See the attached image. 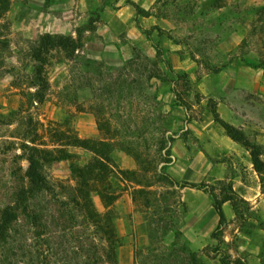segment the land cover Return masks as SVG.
I'll return each instance as SVG.
<instances>
[{
	"label": "rangeland",
	"instance_id": "obj_1",
	"mask_svg": "<svg viewBox=\"0 0 264 264\" xmlns=\"http://www.w3.org/2000/svg\"><path fill=\"white\" fill-rule=\"evenodd\" d=\"M262 1L227 0L228 9L215 10L205 8L206 0H89V6L82 0H12L0 23V210L28 183L19 149L26 137L72 155L45 171L55 182L75 184L71 165L86 166L94 153L60 140L64 132L103 141L114 169L130 174L110 180L120 193L112 207L119 264H164L170 257L172 264H222L224 258L256 264L254 246L261 247L264 264V222L251 204L231 208L222 234L213 238L219 218L207 191L230 182L218 177L222 167L230 176L238 173L214 105L250 141L264 142V71L236 58L246 25L240 13ZM132 3L152 16L138 17ZM90 19L96 30L85 33L84 54L54 58L45 102L32 104L25 94L34 92L31 43L46 35L76 37ZM251 50L257 58L258 48ZM135 189L152 191L158 204L148 208L151 195ZM93 201L99 212L107 211L98 194ZM160 204L165 211H156ZM17 239L7 264H24L15 256L17 245L24 246Z\"/></svg>",
	"mask_w": 264,
	"mask_h": 264
},
{
	"label": "trees",
	"instance_id": "obj_2",
	"mask_svg": "<svg viewBox=\"0 0 264 264\" xmlns=\"http://www.w3.org/2000/svg\"><path fill=\"white\" fill-rule=\"evenodd\" d=\"M12 0H0V23L10 11ZM138 17H151L152 13L145 11L139 5L132 3ZM205 8L215 10L228 9L227 0H206ZM237 12V11H236ZM240 13V12H238ZM249 14L240 13L244 24V38L237 49V59L247 66L264 71V0L250 7ZM238 20V21H240ZM243 25V24H242ZM0 25V42H2ZM96 30L93 19L77 31V36L57 35L41 36L31 43L29 56L33 62L32 88L34 92L25 93L32 104L41 105L45 102L50 89L47 67L56 57L72 60L84 54L86 42L85 33ZM238 32L234 29L233 32ZM144 33L151 39L152 31ZM221 41L220 36H216ZM258 48L257 58L251 57L250 48ZM248 49V50H247ZM158 53L161 52L157 48ZM249 51V52H248ZM225 67V66H223ZM217 68V67H216ZM219 72L221 69H215ZM157 76V75H155ZM155 76H151L155 77ZM211 103V101H210ZM214 119L227 132L229 138L242 145L251 155L255 171L258 173L262 192L264 194V147L250 141L246 135L234 125L224 121L214 105ZM24 139L19 149L24 153L28 163L26 172L27 185L20 187L12 204L0 210V264H7L10 252H14L13 242L17 237L23 245H17L15 256L24 257V264H119L118 250L120 235L117 228V215L112 207L118 200V193L112 186L111 178L130 174L127 171L115 170L111 165L108 153L104 151L103 141L82 140L76 136L60 133V140H67L68 145L88 146L94 157L86 166L72 164L70 169L75 184L53 181L46 173V167L55 161L72 157L66 150L49 149L46 144L39 145L35 139ZM136 178L138 175L133 173ZM172 184V183H171ZM193 188L204 187L203 184L185 183ZM151 186V185H150ZM149 186V187H150ZM208 192L214 199V209L219 222L217 230L212 234L218 238L227 223L224 205L230 203L237 211L239 204H249L234 188L231 182L221 181L219 186L209 187ZM146 196V206L157 205L152 191L135 189V192ZM93 193L100 196L107 208L105 213L97 210ZM153 201H152V199ZM165 201V200H164ZM160 211L166 206L158 205ZM150 223V228L151 227ZM166 225L165 228H170ZM20 241V242H21ZM24 248V251H21ZM164 264H172L169 261ZM222 264H231L224 259ZM191 264H198L192 261Z\"/></svg>",
	"mask_w": 264,
	"mask_h": 264
},
{
	"label": "crops",
	"instance_id": "obj_3",
	"mask_svg": "<svg viewBox=\"0 0 264 264\" xmlns=\"http://www.w3.org/2000/svg\"><path fill=\"white\" fill-rule=\"evenodd\" d=\"M82 1H86V6H89V0ZM119 11L123 12L127 10L123 8ZM114 19L118 20L117 15H115ZM229 139L231 140V143H229L225 139V144L227 148H229L227 152L232 154V156H234V158L236 159V167L238 168L236 169L238 173H235L234 175L230 176L228 167H226V169L222 167L218 177L220 179L227 178L233 184L235 190L251 204L252 210H254L264 222V194L262 192L259 175L254 169L251 155L242 145L233 141L231 138ZM258 144L264 147L263 141H258ZM242 160L244 161V166H247V169L243 168V163H241ZM231 208L233 207L230 203H226L224 205V211L226 216L228 215V211H230ZM260 250V246H254V249H252L251 251L254 255V258L256 259V264H262Z\"/></svg>",
	"mask_w": 264,
	"mask_h": 264
}]
</instances>
